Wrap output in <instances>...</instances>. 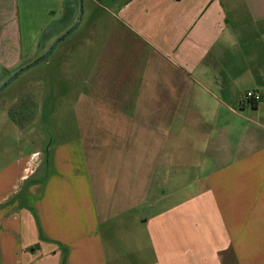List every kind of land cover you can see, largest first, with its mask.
I'll return each instance as SVG.
<instances>
[{
  "label": "crops",
  "instance_id": "obj_1",
  "mask_svg": "<svg viewBox=\"0 0 264 264\" xmlns=\"http://www.w3.org/2000/svg\"><path fill=\"white\" fill-rule=\"evenodd\" d=\"M90 1L96 64L77 88L52 74L47 96L75 94L82 136L0 174V264H264V0ZM20 38L0 0V73Z\"/></svg>",
  "mask_w": 264,
  "mask_h": 264
},
{
  "label": "rangeland",
  "instance_id": "obj_2",
  "mask_svg": "<svg viewBox=\"0 0 264 264\" xmlns=\"http://www.w3.org/2000/svg\"><path fill=\"white\" fill-rule=\"evenodd\" d=\"M98 1L109 6L112 0ZM64 6H67L64 0H17V20L21 33L23 58L12 73H0L1 88L13 75L19 72L18 76L0 91V171L3 170L0 174L8 173L6 168L12 166L13 163H15L16 172L22 163L25 165L23 175L28 176L36 162H45L48 146L55 143L60 145L68 140H78L82 136L80 120L84 115L82 116L81 107L79 108L80 105L76 103L78 99L75 98V94L67 95L64 100L62 99L64 97L57 96L52 101L47 100V96L49 95V84L52 82V74L61 77L70 75L73 86L77 88L79 82L77 69L79 70L84 57H87L88 70L95 66L98 45L92 42L91 49L87 53L84 40L88 37L91 38V33L87 31L86 20L89 8L96 6L90 0H77V7H75V10L78 8L77 19L67 30L65 24L68 16L63 9ZM77 22L80 23L76 29L69 36L64 37ZM59 39L61 41L46 59L24 69L46 55ZM104 53L101 46L100 57L104 58L106 56ZM245 103L251 104L246 101ZM233 108L236 111L232 112L231 150L238 147L240 139L241 123L238 121L236 113L243 111L244 107L237 105ZM247 110L251 114L250 116L256 117L251 105L247 107ZM243 119L245 118H240V120ZM247 123L250 124L248 121ZM252 126L251 124L249 131L255 129ZM242 136L246 135L242 134ZM36 152H39V155H33ZM236 152L238 151L233 150L232 157ZM43 171L42 168L35 178L31 179L30 175L26 181H34L41 176ZM10 176L11 173L8 177ZM10 180L11 178H7L6 182L9 183ZM23 187L19 188L17 196L21 195ZM30 188L32 189V182H29L26 193L31 190ZM191 190L189 187L188 191Z\"/></svg>",
  "mask_w": 264,
  "mask_h": 264
},
{
  "label": "water",
  "instance_id": "obj_3",
  "mask_svg": "<svg viewBox=\"0 0 264 264\" xmlns=\"http://www.w3.org/2000/svg\"><path fill=\"white\" fill-rule=\"evenodd\" d=\"M82 15V14H81ZM79 23L80 22H77L76 24H75V26L72 28V29H70L65 35H64V37H67V36H69L75 29H76V27L79 25ZM63 37V38H64ZM61 41V39H59L54 45H53V47H51V49L48 51V53L46 54V55H44L43 57H41V58H39L38 60H36V61H34L32 64H30L29 66H27V67H25L24 69H27V68H29V67H31V66H33L35 63H37V62H39L40 60H43V59H46L49 55H50V53L53 51V49L57 46V44L59 43ZM24 69H22V70H24ZM18 74H19V72L18 73H16L15 75H13L1 88H0V91L2 90V89H4L5 87H6V85L10 82V81H12L16 76H18Z\"/></svg>",
  "mask_w": 264,
  "mask_h": 264
},
{
  "label": "built area",
  "instance_id": "obj_4",
  "mask_svg": "<svg viewBox=\"0 0 264 264\" xmlns=\"http://www.w3.org/2000/svg\"><path fill=\"white\" fill-rule=\"evenodd\" d=\"M243 99L246 102L257 103L261 100V94L254 90L244 92Z\"/></svg>",
  "mask_w": 264,
  "mask_h": 264
},
{
  "label": "trees",
  "instance_id": "obj_5",
  "mask_svg": "<svg viewBox=\"0 0 264 264\" xmlns=\"http://www.w3.org/2000/svg\"><path fill=\"white\" fill-rule=\"evenodd\" d=\"M253 104H255V103H253Z\"/></svg>",
  "mask_w": 264,
  "mask_h": 264
}]
</instances>
